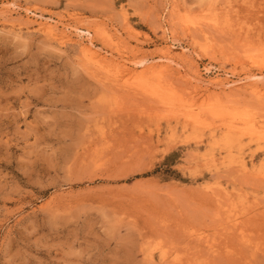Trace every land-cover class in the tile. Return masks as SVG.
<instances>
[{"label":"rangeland","instance_id":"1","mask_svg":"<svg viewBox=\"0 0 264 264\" xmlns=\"http://www.w3.org/2000/svg\"><path fill=\"white\" fill-rule=\"evenodd\" d=\"M263 74L264 0H0V264H264Z\"/></svg>","mask_w":264,"mask_h":264},{"label":"bare ground","instance_id":"2","mask_svg":"<svg viewBox=\"0 0 264 264\" xmlns=\"http://www.w3.org/2000/svg\"><path fill=\"white\" fill-rule=\"evenodd\" d=\"M26 10L27 11H31V13L32 14H34V15H36V16H40V17H44V18H47L48 20H46V21H39L38 23H39V25H40V29L42 30V32L47 36V37H49L48 39H52V40H56V41H58L59 43H63V42H65L70 36L68 35V32H66L65 30H61L60 32L59 31H57L56 30V24H58V23H52V21L53 22H59V19L57 20V19H55V17L53 18V17H45L43 14H41V13H37V12H35V11H32V10H29L28 8H26ZM28 14V13H27ZM7 17V16H6ZM19 19V18H18ZM43 19V18H42ZM62 19V18H61ZM41 20V19H40ZM17 22V21H16ZM9 24H11V25H15L14 24V22L13 21H10V22H8ZM19 23V22H18ZM20 24H21V22H20ZM27 24V23H26ZM69 24V23H68ZM63 25H65V23L63 24ZM62 26V25H61ZM68 27L67 28H70L71 30L70 31H72L74 34H76L77 36H79V37H81L84 33H86L85 31L87 30V32L89 33L90 32V28H86V30L84 31V29L82 28V27H80V26H78V25H75V26H69V25H67ZM65 28H66V25L64 26ZM59 28H61V27H59ZM63 29V28H62ZM68 30V29H67ZM70 34V33H69ZM71 35V34H70ZM20 36V35H19ZM76 37V36H75ZM78 39V38H77ZM68 42V41H67ZM81 45V44H80ZM82 47L80 48V51H81V53L83 54V56L84 57H86L87 59H89L92 63H94L96 66H98V67H100V68H104V69H109L110 67L112 68V70H114V72H116V73H119V74H131L132 72H134V70H133V68H130L128 65H126L125 64V62L126 61H123L122 63H112V62H108L107 60H105V58L103 57V55H101L100 54V52H98L97 50H95V47H94V45H93V43L91 42V40H90V42H88L86 45H81ZM94 47V48H93ZM58 48V47H57ZM97 48V47H96ZM99 49V48H98ZM102 50V49H101ZM99 51H100V49H99ZM105 52V51H104ZM79 54V53H78ZM112 56H114V55H112ZM115 57V56H114ZM107 58V57H106ZM111 58V57H110ZM161 58L162 59H165V60H170V62L171 61H174V59L172 58V56L170 55V52H169V49L167 48V50L165 51L164 50V53H163V55L161 56ZM114 59H112V61H113ZM123 60V59H122ZM125 60V59H124ZM177 59L175 58V61H176ZM181 60V59H180ZM117 61V60H116ZM131 61V64H133L134 66H139V67H141L140 65H142V60H133L132 61V59L130 60ZM178 61V60H177ZM92 66V65H91ZM150 66H152V65H150ZM205 67V66H204ZM150 68V67H149ZM139 69V68H138ZM147 69V68H146ZM145 69V70H146ZM205 69H206V71L208 70V67H205ZM111 70V71H112ZM145 70L143 69V70H139L138 71V74H140V76H141V74H143L144 72H145ZM113 72V73H114ZM196 73H198V72H196ZM199 75H201V74H199ZM264 75V74H263ZM192 76V75H191ZM196 76V75H195ZM247 76V75H246ZM250 76H252L251 77V79L252 78H258V77H260V75L258 74V75H250ZM249 76V77H250ZM197 77V76H196ZM195 77V79H198V78H196ZM194 78V77H193ZM214 78V77H213ZM263 78V77H262ZM202 79V78H201ZM200 79V80H201ZM209 79V78H208ZM215 79V78H214ZM244 79H246L245 77H244ZM250 79V78H249ZM260 79V78H259ZM195 81H197V80H195ZM205 81V80H204ZM241 81V80H240ZM244 81H246V80H244ZM243 81V82H244ZM254 81V80H253ZM256 81H258L257 79H256ZM200 82H202V81H200ZM208 82V81H207ZM248 82V81H247ZM222 83V82H221ZM229 83H231V82H229ZM229 83H226V84H229ZM235 83V82H234ZM201 84V83H200ZM205 84V83H204ZM207 84H212L213 86L214 85H216V84H220V83H218V81L217 80H212V81H210L209 83H207ZM223 84H224V82H223ZM232 84V83H231ZM236 85V84H235ZM225 86V85H224ZM227 86V85H226ZM207 87V86H206ZM250 87V86H249ZM259 87V86H258ZM256 88V87H255ZM208 89V88H207ZM256 89H258V88H256ZM255 89V90H256ZM263 89V88H262ZM262 89L261 90H259V92L260 91H262ZM246 90V89H245ZM251 90V89H250ZM234 91V90H233ZM254 92V91H253ZM245 123V122H244ZM248 125V124H247ZM229 126V125H228ZM231 126V125H230ZM233 126V125H232ZM240 126V125H239ZM238 125H237V130H241V129H239V128H241V127H239ZM244 127V126H243ZM252 127V126H251ZM234 127H232V129H233ZM236 128V127H235ZM235 128L233 129L234 131H236L235 130ZM245 128V130L246 131H248V133H250L249 131V128L247 127V129H246V127H244ZM230 130H231V128H230ZM238 131V132H239ZM243 131V130H242ZM246 131H244V132H246ZM228 134H231V133H228ZM240 134H242V132L240 133ZM244 134H246V133H244ZM234 135V134H233ZM231 137V136H230ZM146 253H150L151 254V251L150 252H146ZM147 255V254H146ZM166 252L165 251H162V254H161V259L163 258V259H165V257H166ZM151 256V255H150ZM147 257V256H146Z\"/></svg>","mask_w":264,"mask_h":264}]
</instances>
